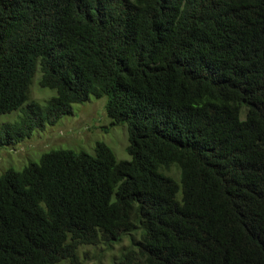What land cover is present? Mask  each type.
<instances>
[{"label":"trees","instance_id":"trees-1","mask_svg":"<svg viewBox=\"0 0 264 264\" xmlns=\"http://www.w3.org/2000/svg\"><path fill=\"white\" fill-rule=\"evenodd\" d=\"M102 97L129 160L5 172L0 264H264V0H0V147Z\"/></svg>","mask_w":264,"mask_h":264},{"label":"rangeland","instance_id":"rangeland-1","mask_svg":"<svg viewBox=\"0 0 264 264\" xmlns=\"http://www.w3.org/2000/svg\"><path fill=\"white\" fill-rule=\"evenodd\" d=\"M39 71L36 72L29 90V99L41 107L55 96L48 89L38 85ZM106 98H90L82 105L72 106V116L63 117L54 126H46L42 131H34L31 136L15 146L0 147V177L8 170L21 171L29 164L38 163L41 156L54 151L85 152L94 155L96 144L106 145L117 162H126L129 157L125 126L110 127L105 115ZM25 108V106H24ZM19 113L0 119L2 123H12ZM126 242L106 249L82 247L78 251L77 264H117L120 251Z\"/></svg>","mask_w":264,"mask_h":264}]
</instances>
